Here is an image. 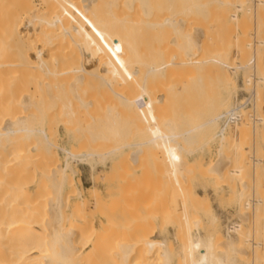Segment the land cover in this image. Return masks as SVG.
Returning a JSON list of instances; mask_svg holds the SVG:
<instances>
[{
	"label": "bare ground",
	"instance_id": "1",
	"mask_svg": "<svg viewBox=\"0 0 264 264\" xmlns=\"http://www.w3.org/2000/svg\"><path fill=\"white\" fill-rule=\"evenodd\" d=\"M146 1L0 0V264H264V194L260 191L256 194V198L258 195L259 198L252 200L251 191L246 190L251 183L247 179L249 172L254 171L257 182L259 173L264 171V140L262 144L256 140L258 146L254 145L262 156L259 159L252 157L254 154L248 155L251 158L247 157L254 146L247 147L252 151L246 148L253 133L256 137L258 132L264 136V0H257L254 5L249 0H164L162 6H159L160 3L157 6L150 3L151 0ZM231 8L236 12H230V16L226 12ZM217 10L219 16L215 15ZM210 11H213L214 17L218 16L216 22L210 20L213 18ZM225 13L232 22L229 28L226 27L229 22ZM237 13H244L242 20ZM252 14L259 20L255 22V38L258 40L255 41L254 51L253 36L248 34L253 24ZM250 15L252 20H249ZM179 16L185 17L184 20ZM197 20L205 23L212 21V25L218 22L227 25L213 38V45L202 47L194 44V48H185L187 50L184 49V54H181L184 56L188 54L186 51H190V57L188 54L184 60L182 56L180 61L179 58L170 59L174 50V43L170 45L172 38L181 34L179 30L184 27H199L195 23ZM170 32L175 35L171 37ZM209 32L207 36H211L212 32ZM185 34L188 35L187 32ZM147 35H152L154 41L159 43L155 56L148 57L138 50L139 41ZM200 42L203 40L195 43ZM122 45L132 49L129 62L123 59L127 51L120 49ZM164 47H172V51ZM165 57L169 58L164 60ZM251 59L255 62L254 66L249 64ZM211 66L217 67L215 69L222 77L217 78L216 83L217 107L212 108L213 115L210 112L212 116L205 127L199 125L196 131H192L195 129L193 123L190 131L185 129L190 123L185 122L188 126H184V122H174L177 119L175 116L174 119L172 117L173 121L165 119L170 115L163 111L164 120L161 121L162 126L159 125L162 127L159 134L148 129L145 131L144 128H149L148 123L156 118L151 110L154 106L157 108L155 93L150 89L153 82L158 80L154 86L158 85L153 88L160 91L159 87L166 84H160V79L169 76L171 80L172 76V81L177 83L176 80L183 76L181 73L186 72L183 76L186 82L189 81L185 78L188 71L189 74L190 71H193L192 74L195 71L202 74L209 72L213 68L209 69ZM126 68L130 71L122 81L120 79H123L122 74H126ZM142 68L146 69L145 73ZM238 73L243 74L244 85H254L252 89L245 86L250 96L245 104L233 103V95L239 89V84L232 75ZM173 74H178V78L175 79L176 75ZM117 82L123 87H117ZM202 87L203 80L200 78L195 88ZM136 88L138 94L134 92L132 97L131 91ZM79 92L85 99L81 100ZM101 93L106 97L105 102L115 98V104L112 100V104L105 107L107 111L101 114L103 117L98 116L95 110L96 101H99L97 95ZM180 94L174 92L173 98L179 99ZM86 99L91 105L90 108L87 106L89 109L85 108L88 105ZM247 104H250L252 112H257V116L249 111L248 114L241 113ZM108 110L109 113L110 110L114 111V114L110 113L114 117L110 118ZM222 113L227 114L223 124H220ZM102 118L104 121L107 119L108 123H103ZM99 120L106 127L101 126ZM141 122H147V127L140 131L144 126L142 124L140 130L133 129L138 132L134 138L130 137L136 142H124L130 140L126 137L128 133L120 131H132L131 127L139 126ZM99 127L104 131L100 132ZM251 127L254 132L249 131ZM152 130L158 131V127ZM118 133L126 136L121 137ZM62 134L70 140V144H67L70 148L73 146L71 149L60 145ZM152 137L159 138L151 141ZM139 138L144 141L141 142ZM217 142L220 144L219 160L205 164L201 157L198 159L201 163L197 162L199 165L192 164L191 157L203 154ZM88 145L89 149H85L84 155H81L84 146ZM95 145H100L97 146L100 149L103 147V153L98 152L100 149ZM149 145L166 146L164 163H173L178 168L176 182L185 186L178 188L176 184L177 189H171V184H168L171 179L168 177V183L160 184L165 187L167 183L166 191L162 187L159 191H152V196L163 199L158 200L162 209L158 205H126L127 200L130 201L127 189V196L123 189L124 195L118 192L104 197L99 189L85 190L81 180H76L82 162H86L95 175L100 161L105 169L120 160L125 164L130 155L129 152L124 156L127 151L134 149L136 152ZM140 152L143 153L142 149ZM223 156H232V165L223 160ZM192 177L196 180L200 177V182H205L206 187L208 183L227 186L232 194V202L237 204L234 206L238 215L236 221L221 230L220 218L210 205L208 196L190 189L194 186ZM178 178H182L183 183ZM44 186L54 191V200L48 196L52 193H43ZM216 186L211 188H218ZM239 187L245 190L239 192ZM46 189L44 192H48ZM169 190L173 195L176 193L178 199L173 198V201H180L179 205L171 203ZM84 191L89 193L93 205H84ZM140 191L134 198L144 202L150 192ZM214 191L219 194V191ZM168 202L169 205H166ZM229 207L224 205L222 210ZM93 210L94 215L101 217L98 223L87 217ZM172 235L179 240L180 248L172 246L173 242L170 245L169 237Z\"/></svg>",
	"mask_w": 264,
	"mask_h": 264
},
{
	"label": "rangeland",
	"instance_id": "2",
	"mask_svg": "<svg viewBox=\"0 0 264 264\" xmlns=\"http://www.w3.org/2000/svg\"><path fill=\"white\" fill-rule=\"evenodd\" d=\"M148 1H150V0H148ZM148 1H146V2H148ZM154 1V2H153ZM161 2H159V0H151V2L150 3H153V4H155L156 6H157V4H159V6H162V5H164V0H160ZM251 3H253V5L255 4V2L257 1V0H249ZM253 1V2H252ZM163 3V4H162ZM214 8V10H215V6L213 7ZM217 8V7H216ZM213 10V9H212ZM234 10L235 9H233V8H231V10L230 9H228V11L226 12L227 14H231L230 12H232L233 14H235V12H236V10H235V12H234ZM212 14H213V11H210ZM215 12H217V13H215V15H217L218 14V10L217 11H215ZM210 13V14H211ZM225 13V15H227ZM238 14V16H239V19L240 20H242L243 19V17H244V13H237ZM255 15V14H254ZM211 16L212 15H210V18H211ZM218 16H219V14H218ZM218 16H216V17H218ZM231 16V15H230ZM252 16H253V14H252ZM251 15H250V19L249 20H252V18H254L253 20H252V23L254 24H252V25H250V28L251 27H253V28H251V29H254V30H251L250 28H249V33L248 34H250L249 36L251 37V36H253V38L251 37V40L253 41V43H252V45L254 46L253 47V51H254V48H255V46L256 45H254V44H256L257 42H255V41H257L258 40V38L256 39L255 37H256V30H255V22L257 21H259L258 20V17L255 15V16H253L252 17ZM180 17H181V20H184V18L185 17H183V16H179L178 18L180 19ZM216 17H214V14H213V18L212 19H210V20H212L213 22H214V20L216 19ZM226 17V16H225ZM252 17V18H251ZM227 18H228V26H226L227 28H229L230 27V25H231V21H230V18H229V16L227 15ZM218 20V19H217ZM255 20V21H254ZM203 21V20H202ZM200 21L199 20V22H198V20L195 22L197 25H199V27H195V26H193V27H195V28H193V27H191V26H187V27H184L183 29H181V30H179V31H181V32H179L178 30V32L179 33H181V34H177L178 36H175V38H172L173 40V42L171 41V43H170V45H172L173 43V46L172 47H174L173 49V52H171V53H173V54H171V57H170V59L173 57L174 59H178L179 58V61L181 60V56H182V59L183 58H185L184 56H186V55H188L189 53H190V51H186V53H188V54H185L184 56L183 55H181V54H184V52H185V50H187V49H189L188 47H190V46H193L192 48H194L195 46H194V44H196V46H207V47H209V45H211L212 44V42H213V38H215L216 36H217V34H218V32H220L221 31V29L225 26V25H227V23L225 24L224 22H221V24H220V26H218L219 24L217 23V24H214L213 23V25L211 24V22L212 21H206V22H208V23H210L209 25L210 26H208L207 24L208 23H205V21ZM199 24H198V23ZM215 22H216V20H215ZM250 22V21H249ZM194 23V25H196ZM202 23L204 24L203 26H202ZM222 23H223V25H222ZM205 24L208 26V30H207V27L205 26ZM196 25V26H197ZM222 25V26H221ZM202 26V27H201ZM217 26V27H216ZM216 27V28H215ZM220 27V28H219ZM191 28H192V32H191ZM202 28V29H201ZM163 29H165V28H163ZM185 29H186V31H185ZM206 29V30H205ZM211 29V30H210ZM167 30V29H166ZM166 30H164L165 32H167ZM182 30H184V31H182ZM196 30V31H195ZM229 30V29H228ZM163 31V32H164ZM176 31V32H177ZM201 31V32H200ZM205 31V32H204ZM209 31H211L212 33H211V36H207L206 34H209L210 32ZM253 32V34H252V32ZM177 32V33H178ZM187 32V36H186V33ZM189 32V33H188ZM198 32V33H197ZM207 32V33H206ZM229 32V31H228ZM168 33V32H167ZM166 33V34H167ZM171 33V37H173L172 35L174 34L175 35V33H172V32H170ZM184 33V34H183ZM195 33V34H194ZM215 33V34H214ZM165 34V35H166ZM193 34V36H191ZM184 35L186 36V37H184ZM198 35V36H197ZM204 37V39H203V37ZM230 35V34H229ZM169 36V37H170ZM183 37V38H182ZM188 37V40L186 39ZM190 37H192V38H190ZM202 38V40H203V42H200V44H198V43H195L196 41H202L201 40V38ZM205 38H206V40H205ZM183 39H186V40H183ZM192 39V41H193V44L191 45V43H192V41H190ZM181 41V42H180ZM204 41H205V44H204ZM251 41V42H252ZM176 42V43H175ZM184 42V43H183ZM207 42V43H206ZM209 42H210V44H209ZM186 43V44H185ZM190 43V44H189ZM156 44V45H155ZM198 44V45H197ZM139 46H138V50H139V52H141V53H144V54H146V55H149L148 57H150V56H152V55H156V52L159 50V43L158 42H156V41H154V39H153V37H152V35H147V36H145V37H143L142 38V40H140L139 41V44H138ZM155 45V46H154ZM170 45H167V46H170ZM181 45V46H180ZM183 45H185L184 47H183ZM213 45V44H212ZM124 46V47H123ZM202 46V47H203ZM123 47V48H122ZM172 47H171V49H170V47H164L165 49H169L170 51H172ZM183 47V48H182ZM213 47V46H212ZM154 48H156V49H154ZM180 48V49H179ZM185 48H187V49H185ZM191 48V49H192ZM121 50L122 49H125V51H127V54H126V56H125V54H124V56H125V58H123V59H126V61L127 62H129V60H130V58L129 57H131L132 58V56H131V54L133 53L132 52V49L130 48V47H128L127 45L125 46V45H122L121 46V48H120ZM131 49V50H130ZM177 49V50H176ZM185 49V50H184ZM177 51H179V52H177ZM252 51V52H253ZM132 52V53H131ZM151 52V53H150ZM178 53V55H177V53ZM120 53V52H119ZM119 53H117L119 56H121V57H123L121 54H119ZM122 54L124 53V50H123V52H121ZM251 54V53H250ZM128 55V56H127ZM179 55H180V57H179ZM191 56V54H189L188 55V57H190ZM166 58V57H165ZM169 58V57H168ZM168 58H166V59H164V60H167ZM128 59V60H127ZM184 60V59H183ZM125 61V60H124ZM174 61V60H173ZM178 61V60H177ZM230 64H231V62H230ZM250 66H254V64H255V62H254V60H250ZM232 65H234L233 63H232ZM234 66H236V65H234ZM213 67V68H212ZM212 68V69H211ZM215 68H217V67H215V66H211V67H209V69H211L209 72H207V74H206V72L204 71V73H202V74H200L199 72H197V71H195L194 72V74H192V72L190 71V74H189V71H188V73H187V75L189 76H185V78H186V80L188 79L189 81H186L185 82V79H184V75H185V73L186 72H184V74H182L181 73V75H183V76H179L180 77V79L178 78V74L176 75V74H173V76L174 75H176V77H175V79H177L178 78V80H176V81H178L177 83L175 82V80H173L172 81V76H171V80H169L170 79V77L168 76V78L166 77V79H160V81H159V83L160 84H162L163 82L164 83H166L165 85H161L162 87H159V89H160V91L159 90H157V89H155L156 88V86L158 85V84H156V86H154L155 84L154 83H158L157 81H155V82H151L152 83V85H151V88L150 89H152V91H154V95L156 96L155 98V100H156V105H157V108H156V106H154L156 109H157V111H156V113H155V108L154 109H151L153 112H152V115L154 116V117H156V118H154L155 120L154 121H152V123H148V126H149V128L146 126L147 125V122H145V124H143L142 122H141V124L138 126V124L137 125H134V128H133V126L132 125H129V126H132L131 128H132V131L130 130V129H125V130H121L120 132L122 133V131H123V133L125 132V134H129V131L128 130H130L131 131V133H133V136L131 135V133L129 134V135H131V136H128V134H127V136L125 135V134H122V136L121 137H128L129 139H130V137H132V138H134V135L138 132V130H140V128L142 127V124L144 125L143 127H142V129L140 130V131H143L144 129H145V131L148 129L149 131H151V132H153L154 134L155 133H157V134H159V128H162V127H160L159 125H161L162 126V124H161V121L162 120H164L163 119V116H162V112L164 111V113H167V114H169L170 116H168L167 118H165V119H170V120H172L173 121V119L176 117L177 119H176V121L174 120V122H178V123H180V124H182L181 122H184L182 125H184V126H188L185 122H188V124H189V127H185V129H188V130H190L191 131V127H192V125H194L193 123H195V125L193 126V128H195V129H192V131L194 130V131H196V127H199V125L201 126V127H205V125L207 124V122L209 121V119L211 118V116L213 115V112H214V109H212V108H215V105H216V107H217V100H218V98H216V97H218V90H217V86H216V83H217V80L219 79V78H221L222 77V75H221V77H220V73L218 72V69H215ZM208 68H207V70H209ZM128 69L126 68V71L125 70H122L123 72L125 71V73L126 74H124V76H123V74H122V71H120L121 73L120 74H122V77H123V79H120V80H122V81H125V79H124V77H126V76H128V73H129V71H130V69L127 71ZM144 70V68H142V71ZM216 70V71H215ZM128 72V73H127ZM144 73L146 72V69L143 71ZM218 73V74H217ZM180 74V73H179ZM191 75V76H190ZM193 75V76H192ZM236 74H234V75H232V78H237L238 79V84H239V89L235 92V96L233 95V103L235 102V103H237V104H245V102H247V101H249L250 100V96H249V92L247 91L248 89L247 88H250V89H252L253 87H254V85L253 84H251V85H248V86H246V85H244L245 84V82L243 81V74L242 73H238L236 76H235ZM121 76V75H120ZM188 77V78H187ZM191 77H193L192 79H191ZM206 77V78H205ZM213 77V78H212ZM121 78V77H120ZM181 78H182V80H181ZM200 78H202V80H203V87L202 88H200V89H197V88H195V86H196V84H197V82H198V80L200 79ZM218 78V79H217ZM168 79V80H167ZM119 80V79H118ZM161 80H163V81H161ZM207 80V81H206ZM214 80L216 81L215 83H214ZM122 81H120V83L122 82ZM170 81H172L171 82V84H170ZM207 83H206V82ZM240 81V82H239ZM88 83H89V81H87ZM87 82H85L86 84H87ZM100 82V81H99ZM118 83V84H117ZM116 83V86L118 87V85L120 86V87H123V86H121L120 84H119V82H117ZM141 83V82H140ZM176 83V84H175ZM180 83V84H179ZM211 83V84H210ZM188 84V85H187ZM215 84V85H214ZM207 85V86H206ZM115 86V87H116ZM171 86V87H170ZM176 86V87H175ZM205 86V87H204ZM214 86V87H213ZM245 86L247 87V88H245ZM87 85H86V88L85 89H87ZM153 87H155V88H153ZM206 87H208V88H206ZM215 87H216V89H215ZM242 87V88H241ZM206 88V89H205ZM84 89V90H85ZM137 89L138 88H136L135 89V91H134V89L131 91V92H133V93H131V95H132V97L134 96V92H135V95H137L138 94V91H137ZM157 91V92H155V90ZM165 89H166V91H165ZM177 89V90H176ZM209 89V90H208ZM212 89V90H211ZM243 89V90H242ZM201 90V91H200ZM203 90V91H202ZM215 90V91H214ZM217 90V91H216ZM86 91V90H85ZM207 91V92H206ZM174 92H178V93H180L181 92V94H180V98L179 99H177V100H175L174 98H173V94H174ZM215 92H216V94H215ZM78 94H80L81 95V93L79 92ZM161 94H164V95H161ZM168 95V96H167ZM184 95V96H183ZM190 95V96H189ZM213 95V96H212ZM238 95V96H237ZM83 96V97H82ZM89 96H91V95H89ZM162 96V97H161ZM249 96V97H248ZM97 97L98 98H96L97 100H99L98 102L96 101V105H97V107L95 108V110H96V112H97V114H98V116H101V117H103L101 114H105L106 113V111H107V108H105V107H108V105H111L112 104V102L115 100V98H111L110 99V102H109V100H108V102L106 103L105 102V96H103L102 95V93L100 94V95H97ZM168 97V98H167ZM182 97H183V99H182ZM185 97H187V98H185ZM213 97V98H212ZM87 99H88V97H86ZM83 99H85V97H84V95L82 94L81 95V100H83ZM86 99V102L88 101ZM108 99V98H107ZM166 99L168 100V102H170V103H167V101H166ZM207 99V100H206ZM210 99V100H209ZM214 99H215V101H214ZM217 99V100H216ZM248 99V100H247ZM113 100V101H112ZM159 100V101H158ZM246 100V101H245ZM85 101V100H84ZM82 102L83 104L84 103H86V102ZM92 101V100H91ZM90 101V102H91ZM163 101V102H162ZM183 101V102H182ZM191 101H193V102H191ZM244 101V102H243ZM158 102H160V104L158 103ZM178 102V103H177ZM214 102V103H213ZM98 103V104H97ZM99 103H100V105H99ZM106 103V104H105ZM110 103V104H109ZM167 103V105H166V107H165V104ZM205 103V105H203ZM207 103V104H206ZM209 103V104H208ZM216 103V104H215ZM82 104V105H83ZM87 104L88 105H86V104H84V105H86L85 106V108L88 106L89 108L91 107V105L89 106V102H87ZM91 104V103H90ZM102 104H103V106H102ZM113 104H115V101L113 102ZM177 105V107H176V105ZM83 105V106H84ZM105 105H107V106H105ZM163 105V106H162ZM212 105H214L213 107H212ZM159 106H160V108H159ZM183 106V107H182ZM209 106V107H208ZM248 107V109L246 110V108H245V110L243 111L242 110V114L244 113L245 114V112H246V114H248L247 112L249 111V112H252L251 111V107H250V104H248L247 105ZM87 107V108H88ZM168 107H169V109H171L172 110V112H171V110H169L168 109ZM209 109H208V108ZM88 108V109H89ZM99 108V109H98ZM167 108V109H166ZM161 109V110H160ZM173 109L175 110V112L173 111ZM178 109V110H177ZM212 110V111H211ZM161 111V112H160ZM168 111L169 112H171L172 114L174 113V115H171V113H168ZM112 111L110 110V113H111ZM114 112V111H113ZM112 112V113H113ZM151 112V111H150ZM149 112V113H150ZM212 113V115H210L211 113ZM109 113V110H108V115L110 116L111 114ZM154 113H155V115H154ZM204 113V114H203ZM256 113V114H255ZM94 114H95V112H94ZM96 114V115H97ZM114 114V113H113ZM117 114V113H116ZM178 114V115H177ZM189 114V115H188ZM192 114V115H191ZM194 114V115H193ZM201 114V115H200ZM226 114L227 113H222L221 114V119H220V124H223V122H224V119L226 118ZM250 114V113H249ZM252 115H256L257 116V112H252L251 113ZM95 115V116H96ZM118 115V114H117ZM117 115H115V116H117ZM210 115V116H209ZM106 116H107V114H106ZM108 116V117H109ZM114 117V115H111L110 116V118L111 117ZM119 116V115H118ZM117 116V117H118ZM162 116V118H160ZM165 116H167V115H165ZM164 116V117H165ZM175 116V117H174ZM179 116V117H178ZM184 116V117H183ZM194 116V117H193ZM200 116V117H199ZM97 117V116H96ZM159 117V118H158ZM170 117V118H169ZM172 117H173V119H172ZM186 117V118H185ZM98 118V117H97ZM105 118V117H104ZM104 118H102L103 119V121L102 120H99L100 121V124H101V126L103 125L102 124V122L104 123V122H106V124L108 123L107 122V119L104 121ZM182 119V120H179V119ZM184 118H185V120H184ZM159 119V120H158ZM196 119H197V121H196ZM117 120H119L118 118H117ZM184 120V121H183ZM102 121V122H101ZM159 121V122H158ZM205 121H206V123H205ZM153 123H154V125H153ZM158 123V124H157ZM152 124V128L150 127V125ZM186 124V125H185ZM197 124V125H196ZM201 124H203V125H201ZM156 125V126H155ZM99 126V125H98ZM103 126H105V124L103 125ZM136 126V127H135ZM155 127V129H157V127H158V131H156V130H152V129H154V127ZM106 127V126H105ZM108 127V126H107ZM144 127H147V128H144ZM126 128H128V127H126ZM130 128V127H129ZM135 128H138V130H134L133 131V129H135ZM144 128V129H143ZM175 128V127H174ZM261 128H263V127H261ZM260 128V129H261ZM91 129H92V127H91ZM91 129L89 128V130H90V132H91ZM101 129V130H100ZM103 129H104V127H103ZM106 129V128H105ZM151 129V130H150ZM99 130H100V132L102 131H104V130H102V128H100L99 127ZM128 131V132H127ZM185 131V130H184ZM249 131L250 132H254L253 131V129H252V127L249 129ZM258 131H260V130H258ZM261 131H263L262 129H261ZM260 131V132H261ZM117 132H119V130L117 131ZM186 132V131H185ZM189 132V131H188ZM191 133V132H190ZM194 133L195 132H193V133H191V134H193V136H195L194 135ZM187 134H189V133H187ZM191 134H189L190 136H192ZM258 136L256 137V135L253 133V135L251 136V141L249 142V143H247V146H246V148L247 147H249V148H251L250 146H254V145H257L258 146V144H262V140H264L263 138H264V136H262L263 134H260L259 132H258ZM125 135V136H124ZM261 135V136H260ZM64 138V139H63ZM153 138H155V137H152V138H150L151 139V141L152 140H156V139H158L157 137H156V139H153ZM258 138V139H257ZM261 138V139H260ZM61 139V140H60ZM59 139V143H60V145L61 146H68L69 148H70V140H68V138L66 137V136H64L63 134H62V138H60ZM63 139V140H62ZM127 139V138H126ZM142 139V138H141ZM140 138H139V140L141 141V142H143L144 140L142 139L141 140ZM67 140V141H66ZM122 140V138H120V141ZM123 140H125V138H123ZM179 140V139H178ZM181 140V139H180ZM256 140H258L259 141V143L258 142H256ZM130 142L131 144H134L136 141H135V139H130V140H125L124 142ZM145 141H146V139H145ZM66 142V143H65ZM252 142H254V143H252ZM255 142H256V144H255ZM67 143H69V144H67ZM258 143V144H257ZM83 145H85V144H83ZM219 142H217L216 144H214V149H213V147L211 146L210 148H208L210 151H208V149L202 154V153H200V154H198L197 155V157H191L190 158V160L192 161V164H197V162L199 161L198 159L200 158L201 159V157L203 158V162L205 163V164H209V163H211V161H217V159L219 160V154H218V148H219ZM96 147L97 146H100V145H95ZM168 147H170V146H172V145H167ZM73 146L71 145V148H72ZM88 147V148H87ZM84 146V149H83V152L81 151L80 153H81V155L83 154L84 155V150L85 149H89V145L88 146ZM101 147V146H100ZM164 147V148H163ZM70 148V149H71ZM98 149H100L99 147H97ZM148 148V149H147ZM151 150H150V149ZM159 148H160V150H162V151H160L159 150ZM249 148H247V150L248 151H252L251 149H254L250 154H249V152L248 151H246L245 153L247 154V152H248V154H247V157H250V156H248V155H251L252 157H255V158H260V157H262L261 156V154L259 153V151H257V150H255V148H256V146H254L253 148H251V149H249ZM102 149H103V147H102ZM102 149H100V150H98V152H100V153H103V150ZM141 149H142V152L143 153H141L140 151H141ZM153 149V150H152ZM165 149H166V146H158V145H154V146H151L150 147V145L149 146H146V147H143V148H140L139 150L137 149L136 150V152H135V150L134 149H132V152L131 151H127V153H125V155L124 156H127L126 154H129V152H130V155L127 157L128 159L125 161V164L123 163H121L120 161V163L121 164H119V162H117L114 166H107V169H105L104 167H102L103 166V163L100 161H98L97 163L98 164H100V165H98V171L97 172H95V175L91 172V169H90V167L89 166H87V164H86V162H82V164L80 163L79 164V173H77V175H76V180H81V182H82V185H83V189H93V188H97V189H99L100 190V192L103 194V196L104 197H106V196H108L109 194H111V193H121L122 195H124L125 194V192H123L122 190L124 189V191H126V189H127V191L129 192V196H127L128 195V192L126 193V195L125 196H127V198L129 197V200L130 201H128L127 200V203L128 204H126V205H153V207H156L157 205L158 206H160L159 208L160 209H162L163 207H161L162 206V204H161V201H163V199L161 198V197H154V196H152L153 195V193L154 192H156V191H159L160 190V188L163 186L161 183L163 182V184H164V182H169L168 180H170L171 182H169L168 184H171L170 186H171V189H173V190H175V188H176V184L178 183V181L176 182V177H175V174L177 173V171H178V168H176V166L173 164V163H164V158H165V153H164V151H165ZM145 150H147V152L150 150V152H148V153H146V151ZM145 151V152H144ZM152 151H154V152H152ZM160 151V152H159ZM208 151V152H207ZM216 151V152H215ZM86 152V151H85ZM104 152H105V150H104ZM134 152V153H133ZM164 153V155L162 154V153ZM254 152V153H253ZM257 152V154H259V157L257 156V154H255ZM79 153V154H80ZM206 153V154H205ZM133 156H132V155ZM135 154V155H134ZM150 154L152 155H154V156H150ZM214 154H218L217 156L216 155H214ZM214 155V156H213ZM123 156V157H124ZM164 156V157H163ZM131 157V158H130ZM139 157V158H138ZM213 159H212V158ZM214 157H216V158H214ZM247 157H246V155H245V158L247 159ZM126 158V157H125ZM141 158V159H140ZM197 158V159H196ZM251 158V157H250ZM250 158H248V159H250ZM122 159H124V158H122ZM196 160V162L194 161V160ZM125 160V159H124ZM123 160V161H124ZM129 160V161H128ZM223 160H225L226 162H228L230 165H232V163H233V157L232 156H223ZM201 161V160H200ZM199 161V162H200ZM198 162V163H199ZM206 162H208V163H206ZM62 163H64V157L62 158ZM201 163V162H200ZM119 164V165H118ZM102 165V166H101ZM123 167H122V166ZM197 165H199V164H197ZM78 166V165H77ZM101 166V167H100ZM175 166V167H174ZM136 170V171H135ZM138 170V171H137ZM189 171H191V170H189ZM254 171L252 170V172L250 171L249 172V174L247 175V179L252 183H249L248 184V186L249 187H247L246 188V190H247V192H249V191H251V193H250V195H251V199L252 200H254V199H257V198H259V195H258V197L256 198V194H259L260 193V191H263V192H261V193H263L264 194V171L263 172H260L259 173V176H258V183L257 182H255V178H254ZM188 174V173H187ZM166 175H167V178L165 179L164 177H166ZM190 175V174H189ZM177 176V175H176ZM184 176V175H183ZM191 176V175H190ZM189 176V177H190ZM170 179H169V178ZM178 177V176H177ZM181 177V176H180ZM185 177L186 176H184L183 178L185 179ZM193 178V177H192ZM162 179H165L166 181H162ZM168 179V180H167ZM179 180L180 179H182V178H178ZM177 179V180H178ZM187 179V178H186ZM194 179V178H193ZM193 179H192V181L189 179V181H191L192 182V185H194V186H189L190 187V189L191 190H194V192L196 191L197 193H199V194H201V195H206V196H208V198H209V200L211 201V204L210 205H212L213 206V209H214V212H215V214H217V216L220 218V228H221V230H224L227 226H229V225H231L234 221H236V219L238 218V215H237V213H236V211H237V209H235L234 208V206L235 205H237L235 202H232V200H231V193H229L230 192V190H229V188L227 187V186H225V185H221V186H216L215 184L213 185H210V183H208L207 184V187H206V184L204 185V183L205 182H200V180L202 181V179L200 178V177H198L197 178V180L196 179H194V182H193ZM97 181V182H96ZM161 181V182H160ZM187 181V180H186ZM186 181H184V182H186ZM180 182H182L181 180H180ZM254 182V183H253ZM93 183V184H92ZM167 183H165V187H162V189H164L165 188V191H166V185H167ZM183 183V182H182ZM187 183V182H186ZM255 183H257L256 184V186H254V184ZM95 184H97L96 186H95ZM162 186H161V185ZM191 184V183H190ZM260 184V185H259ZM178 185V184H177ZM147 186H148V188H147ZM212 186H216V187H218V188H211ZM222 186H223V188H222ZM225 186V187H224ZM252 186V187H251ZM258 186V187H257ZM146 187V188H145ZM168 187V186H167ZM178 188H181V187H185L184 185H182L181 186V183H179V185L177 186ZM189 187H187L188 189H189ZM228 189H227V188ZM47 187L46 186H44V190L46 189ZM79 188H81L80 186H79ZM140 188H142L143 190H141V191H143V192H146V190H148L149 192H150V194L149 193H147L148 194V196H146V199H145V201L144 202H138V201H136V198H134V195L135 196H137L138 195V193H139V189ZM224 188H226L225 190H222V189H224ZM257 188H260V189H257ZM48 189V192H44V190H43V193L44 194H50V193H52V194H50V195H48L49 196V198L52 200H54V198H55V196H54V191L53 190H50L49 188H47ZM46 189V190H47ZM82 189V188H81ZM144 189H146V190H144ZM154 189V190H153ZM156 189V190H155ZM161 189V191H163ZM177 189V188H176ZM219 189H221V190H219ZM137 190V191H136ZM139 190V191H138ZM180 190V189H179ZM214 190H217V191H219V194H218V192H216V191H214ZM238 190H239V192H243L245 189H243V188H241V190H240V187L238 188ZM50 191V192H49ZM52 191V192H51ZM140 191V192H141ZM153 191V193L151 194V192ZM204 191V192H203ZM229 191V192H228ZM259 191V192H258ZM85 192V204L84 205H93V201H92V199L91 198H89V193L87 192V191H84ZM168 192H170V190L168 191ZM174 192H177V190L176 191H174ZM223 192H228V193H226L225 195H222L223 194ZM171 193H173L172 191L170 192V196H172L171 197V203H174V205H179L180 204V201H177L176 200V202H177V204H176V202H174L173 201V198L175 199L176 198V193H175V195H173V194H171ZM43 194V195H44ZM179 193H177V195H178ZM228 194V195H227ZM66 195H67V193H65V197H66ZM52 196H53V198H52ZM154 197V198H156V199H154V198H152V197ZM216 196V197H215ZM221 197V198H220ZM261 197V196H260ZM162 200H161V199ZM164 198H168L167 196H165ZM135 199V200H134ZM161 200V201H159L158 202V200ZM170 199V198H169ZM176 199H178V197L176 198ZM147 200V201H146ZM154 200H157V201H154ZM179 200H180V198H179ZM224 200H225V202H224ZM229 200V201H228ZM165 201H166V199H165ZM169 201V200H168ZM129 202H131L130 204H129ZM170 202V201H169ZM169 202L168 203H166V205H169ZM165 203V202H164ZM163 203V205H165ZM170 203V204H171ZM179 203V204H178ZM233 203V204H232ZM235 203V204H234ZM223 204V205H222ZM113 205H116V203H114ZM156 205V206H155ZM173 205V206H174ZM222 205V206H221ZM224 205H227V208L230 206V205H232L231 207H229V209H225V211H223L224 210V208H226V206L223 208V206ZM157 206V207H158ZM91 207V206H90ZM156 209V208H155ZM223 209V210H222ZM232 209V210H231ZM235 209V210H234ZM157 210V209H156ZM230 210V211H229ZM160 211V210H159ZM233 211V212H232ZM94 210L93 211H90L89 213H88V218H90L91 217V221H93L94 223H98L100 220H101V217H99L98 215H94ZM224 212V213H223ZM91 213V214H90ZM229 213V214H228ZM90 214V215H89ZM91 215H93V216H91ZM222 215V216H221ZM234 215V216H233ZM127 217H128V214L126 215ZM93 217V218H92ZM93 219V220H92ZM128 219V218H127ZM112 220H114V219H112ZM117 219H115V221H116ZM118 220H119V218H118ZM121 220V219H120ZM125 220H126V218H125ZM231 222V223H230ZM224 228V229H223ZM174 233V232H173ZM176 236H174V235H172V236H170L169 238H170V245L172 244V242L174 243V245L172 244V246H174L176 249L177 248H180L178 245H181V244H179V240L177 241L176 240V238H175ZM174 239V240H173ZM224 240H226V239H224ZM177 243V244H176Z\"/></svg>",
	"mask_w": 264,
	"mask_h": 264
},
{
	"label": "built area",
	"instance_id": "3",
	"mask_svg": "<svg viewBox=\"0 0 264 264\" xmlns=\"http://www.w3.org/2000/svg\"><path fill=\"white\" fill-rule=\"evenodd\" d=\"M248 105V104H247ZM244 108H247V106H245ZM225 121V120H224Z\"/></svg>",
	"mask_w": 264,
	"mask_h": 264
}]
</instances>
